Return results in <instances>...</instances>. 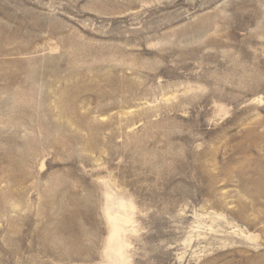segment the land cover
<instances>
[{
	"label": "rangeland",
	"instance_id": "374dc122",
	"mask_svg": "<svg viewBox=\"0 0 264 264\" xmlns=\"http://www.w3.org/2000/svg\"><path fill=\"white\" fill-rule=\"evenodd\" d=\"M0 264H264V0H0Z\"/></svg>",
	"mask_w": 264,
	"mask_h": 264
}]
</instances>
